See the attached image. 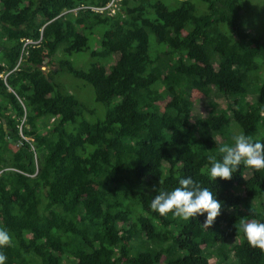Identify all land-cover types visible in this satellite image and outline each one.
I'll list each match as a JSON object with an SVG mask.
<instances>
[{
    "label": "trees",
    "instance_id": "16d2710c",
    "mask_svg": "<svg viewBox=\"0 0 264 264\" xmlns=\"http://www.w3.org/2000/svg\"><path fill=\"white\" fill-rule=\"evenodd\" d=\"M111 1L0 0L5 264H264L235 227L264 220V169L206 171L231 123L264 140V0L92 10ZM187 176L221 202L212 225L150 207Z\"/></svg>",
    "mask_w": 264,
    "mask_h": 264
},
{
    "label": "clouds",
    "instance_id": "9594fccd",
    "mask_svg": "<svg viewBox=\"0 0 264 264\" xmlns=\"http://www.w3.org/2000/svg\"><path fill=\"white\" fill-rule=\"evenodd\" d=\"M261 115H264V112H261ZM218 153L221 154L219 158L216 155L207 157L210 163L206 171L213 181H216V178L230 180L242 164L250 170L264 169V140L246 135L244 131L234 133L231 143L219 145ZM262 201L264 202V198ZM221 206L215 192L202 186L191 176L180 178L175 188L159 190L150 204L160 215L171 213L174 217L184 220L204 215L206 226L214 223L221 212ZM235 227L243 233L249 245L264 250V220L241 218ZM10 242L8 230L0 228V248ZM6 260L7 256L0 251V264H5Z\"/></svg>",
    "mask_w": 264,
    "mask_h": 264
},
{
    "label": "rangeland",
    "instance_id": "374dc122",
    "mask_svg": "<svg viewBox=\"0 0 264 264\" xmlns=\"http://www.w3.org/2000/svg\"><path fill=\"white\" fill-rule=\"evenodd\" d=\"M120 30H117V31H113L112 33H111V35H115V33L116 32H119ZM151 37V39H153V36L152 35H150ZM87 61V62H86ZM89 61L90 60H84L83 62H82V60L80 59V58H78L77 60H74L73 62H74V64L79 68H85V67H87L88 65H89ZM64 75H66V76H68V77H70V79H72L73 81H75V82H80V81H78V79H73L70 75H68L67 73H63L61 76H64ZM54 80H55V77H54ZM69 82H71L70 80H68ZM80 83H82V82H80ZM90 88V87H89ZM75 95H78V96H81V97H87V93H85V92H82V91H80V90H78V91H76L75 92ZM201 113H205V111L204 110H201ZM69 129H71V127H69ZM229 130L234 134V133H236V132H238V131H241V129H240V127L236 124V123H232L231 125H230V127H229Z\"/></svg>",
    "mask_w": 264,
    "mask_h": 264
},
{
    "label": "built area",
    "instance_id": "2783aa9c",
    "mask_svg": "<svg viewBox=\"0 0 264 264\" xmlns=\"http://www.w3.org/2000/svg\"><path fill=\"white\" fill-rule=\"evenodd\" d=\"M114 2H115V0H112L106 7H103L101 9H99L97 7H94V8H92V10L95 11V12L100 13V12H103V9L108 8L109 9L108 10L109 11V14L113 15V14L116 13V8H112V9H110V8H111L112 4H114Z\"/></svg>",
    "mask_w": 264,
    "mask_h": 264
}]
</instances>
